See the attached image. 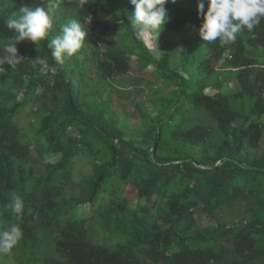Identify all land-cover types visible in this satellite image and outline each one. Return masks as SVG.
I'll list each match as a JSON object with an SVG mask.
<instances>
[{"label":"trees","instance_id":"1","mask_svg":"<svg viewBox=\"0 0 264 264\" xmlns=\"http://www.w3.org/2000/svg\"><path fill=\"white\" fill-rule=\"evenodd\" d=\"M25 6L46 8L48 0H0V42L13 36L5 21ZM165 8L162 29L185 48L177 66L170 51L156 57L135 34L129 0H89L83 8L59 0L49 36L19 42L22 62L3 65L0 232L18 224L23 233L12 264H38L44 237L53 244L49 264H264V19L221 46L199 36L196 0ZM72 19L87 35L58 64L47 43ZM132 56L175 87L153 135L141 139L126 135L111 99L90 81L94 68L105 78L129 73ZM225 66L236 89L224 94L217 81L207 92ZM34 105L30 135L15 118ZM15 195L24 201L19 217L6 207ZM232 202L244 209L225 221L222 208ZM199 212L216 225H200ZM37 216L40 236L30 225Z\"/></svg>","mask_w":264,"mask_h":264},{"label":"clouds","instance_id":"2","mask_svg":"<svg viewBox=\"0 0 264 264\" xmlns=\"http://www.w3.org/2000/svg\"><path fill=\"white\" fill-rule=\"evenodd\" d=\"M59 0H48L45 7H22L19 15L9 17L5 21L7 29L13 36L7 42H0V73H4L3 65L8 64L14 69L22 62L16 45L24 40L35 44L49 36L52 28L51 11ZM169 0H129L134 6L130 15L126 16L137 36L148 35L152 43L168 19L165 4ZM175 3L176 0H171ZM89 0H79V6L85 7ZM196 0L198 16L202 17L198 34L205 42L219 40L221 46L234 44L237 34L243 30L251 32L264 19V0ZM91 17L88 16V23ZM87 35L81 24L72 19L61 25L59 35L52 37L47 43L50 55L58 64L64 62L65 56L76 54L82 47ZM18 217L23 213L24 201L19 195L11 198L6 205ZM22 230L18 224L0 232V253H8L22 238Z\"/></svg>","mask_w":264,"mask_h":264},{"label":"rangeland","instance_id":"3","mask_svg":"<svg viewBox=\"0 0 264 264\" xmlns=\"http://www.w3.org/2000/svg\"><path fill=\"white\" fill-rule=\"evenodd\" d=\"M99 18L112 23L113 19L110 15L100 13ZM116 47H121L120 37L115 33ZM177 34H165L161 29L158 36L152 43L148 35H144L143 39L151 46L153 53L159 57L161 53L170 51L171 65L177 66L180 59L183 57L185 48L177 44ZM102 47V46H101ZM103 48V47H102ZM261 59L264 62V51H261ZM151 67L148 70L142 69L135 59L131 57L129 73L118 74L113 77H103L96 68H94V75L90 80L97 88L103 91L104 97L111 99V105L116 110L119 124L123 127L127 136L134 138H144L146 135H153L152 126L154 118L160 116L162 110L166 105V100L172 91L174 85L166 79L157 78L150 73ZM229 67H222L217 74L208 82L206 91L214 93L217 89L213 86L217 81L222 85L219 90L224 93H232L236 89V84L233 75H229ZM34 106L27 107L21 111L15 118V121L23 128V131L32 133L31 121L35 119L32 114ZM195 123L199 120L194 119ZM203 123L215 127V123L204 117ZM78 174V172H77ZM244 209V204L241 202H232L222 208V219L225 221L239 219V214ZM198 223L202 226L213 227L216 222L209 218V216L198 213ZM33 230L40 235L44 230V225L39 216L35 217L30 223ZM100 234L96 233L95 238L99 239ZM43 246L41 249V259L38 264H49L52 259L53 244L47 239L43 238ZM18 254V253H17ZM16 251L11 249L8 253H0V264L16 263L18 255Z\"/></svg>","mask_w":264,"mask_h":264}]
</instances>
